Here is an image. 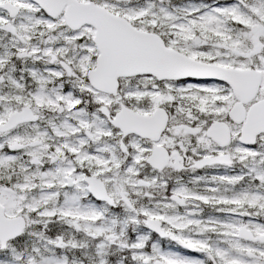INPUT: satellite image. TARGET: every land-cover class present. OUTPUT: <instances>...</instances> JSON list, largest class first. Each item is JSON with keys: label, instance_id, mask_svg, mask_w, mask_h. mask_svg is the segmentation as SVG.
Here are the masks:
<instances>
[{"label": "snow or ice", "instance_id": "6c2138e0", "mask_svg": "<svg viewBox=\"0 0 264 264\" xmlns=\"http://www.w3.org/2000/svg\"><path fill=\"white\" fill-rule=\"evenodd\" d=\"M0 264H264V0H0Z\"/></svg>", "mask_w": 264, "mask_h": 264}]
</instances>
